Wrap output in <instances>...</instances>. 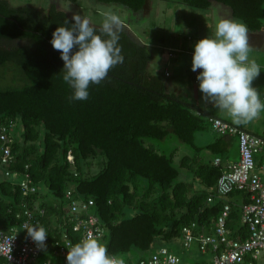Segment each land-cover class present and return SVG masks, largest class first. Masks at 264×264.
Segmentation results:
<instances>
[{
    "label": "trees",
    "instance_id": "trees-1",
    "mask_svg": "<svg viewBox=\"0 0 264 264\" xmlns=\"http://www.w3.org/2000/svg\"><path fill=\"white\" fill-rule=\"evenodd\" d=\"M96 1L138 12L148 0ZM175 1L198 9L217 2L228 7L231 16L245 23L249 32L263 26L264 0ZM65 20L70 27L72 18L54 3L48 7L44 23L35 6H13L9 0H0V76L2 68L12 73L13 67L14 77L21 82L18 88H0V133L3 126L12 127L16 121L22 127L20 139L14 138L9 129L12 158L9 165H0L3 230H20L27 209L33 221L38 220L45 228L51 242L60 238L62 231L77 241L79 235L69 221V200L64 196L70 189L81 200L92 199L89 212L97 216L103 227L102 240L109 254L120 255L133 249L149 252L139 260L159 247L171 252L163 244L155 248V242L180 238L182 243V228L193 222L194 233L209 231L224 203L231 207L227 221L231 238H245L248 227L240 221V207L250 200V192L233 189L225 196H216L221 168L213 164V159L220 157L217 153L229 150L225 137L234 136L238 146L237 136L218 134L204 147L195 146L194 139L197 132L212 129L210 118L247 129L169 88L158 74L149 70V46L125 30L119 33L118 41L123 63L111 68L100 84L89 85L87 100H70L73 90L63 80L64 62L50 43L53 31ZM91 26L100 34L101 27ZM11 41L20 43L5 45ZM164 75H170L168 70ZM190 76L196 80L197 74L192 72ZM169 136L214 153L208 161L199 160L197 151L196 155L180 158L179 165L190 171L204 188L193 186L189 192L188 184L179 179V170L172 162L175 151L168 155L157 147V142ZM263 154L255 157L257 164ZM94 161L97 169L90 174ZM6 170L10 175L5 174ZM14 172L19 174L15 176ZM25 173L36 187L35 192L27 195L20 186ZM40 183L47 185L51 195L48 199H42ZM209 195L213 199L207 203ZM39 209L44 210L43 215L38 213ZM127 209L135 211L127 215ZM182 246L189 248L183 243ZM4 261L0 256V264ZM194 264L211 263L202 260Z\"/></svg>",
    "mask_w": 264,
    "mask_h": 264
},
{
    "label": "rangeland",
    "instance_id": "rangeland-1",
    "mask_svg": "<svg viewBox=\"0 0 264 264\" xmlns=\"http://www.w3.org/2000/svg\"><path fill=\"white\" fill-rule=\"evenodd\" d=\"M9 2L13 6L25 3L35 6L39 18L44 23H47V9L51 3H54L57 9L65 11L69 17L72 18L73 14H79L82 18L88 19L91 24L98 27L102 25L104 13L109 11L115 12L123 21V30L135 40L144 42L149 46L152 59L148 67L151 72L158 74L169 88L171 87L185 99L197 102L207 111L215 112L230 122L236 123L226 111L208 104L202 99V93L199 91V81L192 79L190 76L193 72L191 66L194 45L202 38L214 36L215 25L220 18L241 21L231 16L228 7L217 2H212L209 8L198 9L186 6L175 0H148L141 11L133 12L118 4H103L96 0H76V2L71 0H9ZM220 11H223L222 16ZM262 23L261 30L255 32L248 31V40L250 45L249 60H254L260 66L261 71L259 77L253 81V87L257 89L261 101L264 102V19ZM19 43L20 41H11L5 42V45L11 46ZM169 51L172 53L171 55H169ZM165 70H168L169 76L164 75ZM1 71L0 88H18L21 86L20 80L14 77L13 67L12 73L10 71L6 72L3 68ZM200 71L202 69H197L196 74L198 75ZM263 119L264 111H261L260 115L253 121L236 124H242L247 130L262 135L264 134ZM21 128L19 121H16L10 127L14 138H21ZM40 136L42 138V133ZM217 137L218 134L208 127L207 130L195 134L194 144L197 147H204L208 143L213 142ZM232 144V154L229 153V150L222 154L220 152L217 153L222 160L238 159L236 138ZM157 147L168 155L171 151H175L172 162L179 170V179L188 184L189 192H192L193 186H196L198 189L204 188L198 180L193 178L190 171L179 165L180 158L185 154L192 156L198 152V156H200L199 160L208 161L214 158V153L205 151L204 148L196 149L179 141L174 136H169L165 140L157 142ZM262 153L256 154L255 157H259ZM96 169L94 161L90 165V174L94 173ZM257 173L264 182V170L257 169ZM2 174L3 170L0 167V176ZM38 188L40 194H42V199H48L51 196L45 183H40ZM134 211L135 209H127L126 212L127 215H130ZM0 228L3 229L2 226ZM101 242L104 244V240ZM161 244L176 254L180 258L181 264H194L202 260L208 261L211 257L210 251L205 254L201 253L195 242L192 243L191 247L184 248L180 238L172 242L164 241L160 243L156 241L155 248ZM143 254L147 253L133 249L117 256L121 257L124 261L135 262ZM46 258L56 259V256L52 255L47 247L42 249L39 255L40 260Z\"/></svg>",
    "mask_w": 264,
    "mask_h": 264
},
{
    "label": "clouds",
    "instance_id": "clouds-1",
    "mask_svg": "<svg viewBox=\"0 0 264 264\" xmlns=\"http://www.w3.org/2000/svg\"><path fill=\"white\" fill-rule=\"evenodd\" d=\"M72 21L70 27L68 20L57 27L50 43L64 62L63 80L73 90L70 100L83 101L89 97L90 84H100L111 68L123 63L118 46L123 21L115 12L104 13L100 34L79 14H73ZM249 52L247 25L230 18H220L214 36L194 45L191 70L202 69L196 77L202 99L226 111L236 123L251 122L264 111V102L253 87L261 73L260 66L249 60ZM26 229L38 246H45L44 227L32 225ZM66 260L67 264H124L121 257L109 254L107 247L92 235L70 245Z\"/></svg>",
    "mask_w": 264,
    "mask_h": 264
},
{
    "label": "built area",
    "instance_id": "built-area-1",
    "mask_svg": "<svg viewBox=\"0 0 264 264\" xmlns=\"http://www.w3.org/2000/svg\"><path fill=\"white\" fill-rule=\"evenodd\" d=\"M209 120L217 134L236 135L238 138L237 160L224 161L220 157L213 159V164L221 168V174L216 182V196H225L233 189L250 192V200L241 205L239 217L240 221L248 227V235L243 239L231 238V230L227 222L231 207L230 204L224 203L209 231L194 233V222L184 226L182 243L185 247H189L195 242L203 254L210 251L211 264H260L264 261V182L257 173V169L264 170V158H261V163L257 164L255 155L264 153V134H253L220 118ZM9 126L8 128L3 126L0 133L2 142L0 165L2 166L9 165L12 158L9 148L12 141ZM262 156L264 157V154ZM5 174L10 175V171L6 170ZM18 174L14 172L15 176ZM31 182L28 173L20 179L24 195L36 191L35 185ZM64 196L69 200V221L72 222V230L79 235L78 240L73 241L65 231H62L60 238L51 242L46 236L45 246H38L29 236L26 227L40 226V224L38 220L33 221L32 213L26 209L24 214L27 218L20 225V230L14 227L8 231L0 228V256L5 260L2 264H67L66 255L70 245L79 242L85 235H92L100 241L104 238L103 227L97 216L89 212L93 205L92 199L81 200L74 196L70 189L66 190ZM212 199L213 196L209 195L206 202L210 203ZM38 213L43 215L44 210L39 209ZM46 247L52 255L56 256V259H39L42 249ZM179 263L180 258L165 247H159L147 258H141L135 262L124 261V264Z\"/></svg>",
    "mask_w": 264,
    "mask_h": 264
},
{
    "label": "crops",
    "instance_id": "crops-1",
    "mask_svg": "<svg viewBox=\"0 0 264 264\" xmlns=\"http://www.w3.org/2000/svg\"><path fill=\"white\" fill-rule=\"evenodd\" d=\"M226 7V6H225ZM220 14H221V16H222V14H223V11H220ZM243 126V125H242ZM244 128H245V126H243ZM247 129V128H246ZM225 139H226V142H228V144H229V153L230 154H232L233 153V151H231V146L233 145L232 144V142L234 141V139H235V137L234 136H228V137H225ZM226 160H229V159H226ZM225 160V161H226ZM230 161H234V160H230ZM206 261V260H205ZM208 262H210V260H208Z\"/></svg>",
    "mask_w": 264,
    "mask_h": 264
}]
</instances>
